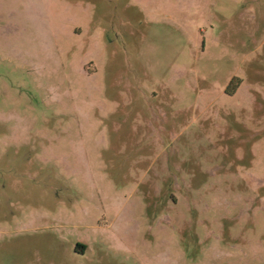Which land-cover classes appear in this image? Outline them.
Wrapping results in <instances>:
<instances>
[{"label":"rangeland","instance_id":"374dc122","mask_svg":"<svg viewBox=\"0 0 264 264\" xmlns=\"http://www.w3.org/2000/svg\"><path fill=\"white\" fill-rule=\"evenodd\" d=\"M0 264H264V0H0Z\"/></svg>","mask_w":264,"mask_h":264},{"label":"flooded vegetation","instance_id":"af4514ba","mask_svg":"<svg viewBox=\"0 0 264 264\" xmlns=\"http://www.w3.org/2000/svg\"><path fill=\"white\" fill-rule=\"evenodd\" d=\"M83 249H85V248L83 247Z\"/></svg>","mask_w":264,"mask_h":264}]
</instances>
